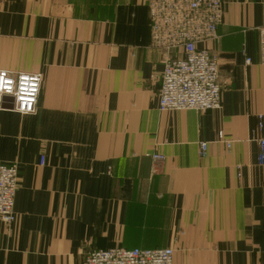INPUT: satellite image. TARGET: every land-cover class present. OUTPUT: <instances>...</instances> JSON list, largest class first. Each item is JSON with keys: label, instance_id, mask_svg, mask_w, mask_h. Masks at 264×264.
Returning <instances> with one entry per match:
<instances>
[{"label": "crops", "instance_id": "crops-1", "mask_svg": "<svg viewBox=\"0 0 264 264\" xmlns=\"http://www.w3.org/2000/svg\"><path fill=\"white\" fill-rule=\"evenodd\" d=\"M148 2L0 0V69L42 76L35 114L0 110V161L18 166L0 264H82L116 247L264 264V0H223L207 46L222 104L207 113L160 110L166 56Z\"/></svg>", "mask_w": 264, "mask_h": 264}, {"label": "built area", "instance_id": "built-area-1", "mask_svg": "<svg viewBox=\"0 0 264 264\" xmlns=\"http://www.w3.org/2000/svg\"><path fill=\"white\" fill-rule=\"evenodd\" d=\"M149 35L154 49L165 54L159 92L163 112L218 111L222 104L217 57L207 47L218 41L224 17L223 0H149ZM260 63L264 66V27L258 29ZM251 59L246 60L250 65ZM42 84L40 74L13 73L0 69V110L12 105L21 116L36 112ZM9 100V101H7ZM12 100V101H11ZM260 118L259 130H262ZM258 165H264V136L258 141ZM208 145L200 144L201 154ZM152 175L160 173L165 157L151 156ZM45 158L41 157V165ZM18 166L0 161V222L15 221ZM82 264H174V251L163 249L112 248L86 254Z\"/></svg>", "mask_w": 264, "mask_h": 264}, {"label": "water", "instance_id": "water-1", "mask_svg": "<svg viewBox=\"0 0 264 264\" xmlns=\"http://www.w3.org/2000/svg\"><path fill=\"white\" fill-rule=\"evenodd\" d=\"M7 101H9V100H7ZM11 101H12V100H11ZM7 109H11V110H12V105L7 106Z\"/></svg>", "mask_w": 264, "mask_h": 264}]
</instances>
